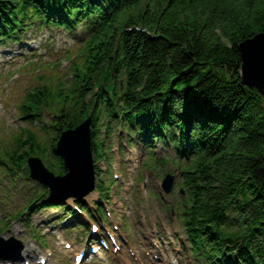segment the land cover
<instances>
[{"label":"trees","instance_id":"trees-1","mask_svg":"<svg viewBox=\"0 0 264 264\" xmlns=\"http://www.w3.org/2000/svg\"><path fill=\"white\" fill-rule=\"evenodd\" d=\"M35 20L80 30L79 65L72 82L29 93L21 119L39 125L54 111L56 138L94 107V153L114 127L172 148L166 161L150 151L151 162L178 168L195 261L264 264V94L243 84L239 52L264 34V0H0V38ZM24 136L25 158L6 154L10 165L48 153Z\"/></svg>","mask_w":264,"mask_h":264},{"label":"rangeland","instance_id":"rangeland-1","mask_svg":"<svg viewBox=\"0 0 264 264\" xmlns=\"http://www.w3.org/2000/svg\"><path fill=\"white\" fill-rule=\"evenodd\" d=\"M37 27L39 28L38 24L35 29L23 35L22 37L25 38L20 42L0 45V58L13 60L8 64H0V153L2 156L10 148L15 150L16 138L24 136L26 129H32L27 125V120L18 119L23 96L29 90L49 85L55 87L68 80L71 70L72 63L62 61L60 57L67 49L64 45L68 41L64 39V36L69 35L75 38L76 34H67L55 29L47 32L40 28L37 30ZM34 37L37 38L36 41H32ZM48 37L53 40H50L43 48L47 51L40 52L38 55L40 59L35 65L30 66L26 57L22 58V54L27 51L25 46L31 42L30 45L39 47L41 40ZM50 120V113L45 112L43 122L48 124ZM37 129L36 133L40 136L41 131ZM116 135L117 137L113 134L109 139L103 133L99 139V143H105L108 158L97 165L100 170L98 178L102 176L105 183L109 185L112 183L113 175L119 178L117 185L108 188L111 193L110 201L100 202L108 223H102L97 209L93 208L94 201H100L97 191L92 194V198H85L87 204L91 206V213H82L78 219L81 222H88L89 226L91 223H96L99 227H103L102 234L108 231L122 239L119 240L118 253H113L110 248L107 253L101 254L103 261H99L98 264H191L182 255L185 235L176 212L177 204L182 203V196L175 184L179 178L176 172L177 167L170 164L164 170L147 169L143 164L149 153L146 148L141 147L140 150L135 145L126 147V144L118 139V134ZM40 138L47 140L49 135L44 134ZM156 145V155L167 156L166 151L157 141ZM22 153L20 149L18 155ZM46 165L48 166V163ZM18 174L20 171H17ZM22 174L25 175V173ZM166 174L175 176L174 187L172 186L170 193H167V197L159 188V183ZM15 176H10L5 167H0V237L6 241L12 238L20 241L25 248L24 251L27 250L25 255L29 253L35 263L40 264V260L44 259L47 264H73L74 254L78 253V248L81 249L89 237L88 228L83 227L78 230L79 221L66 226L62 225L69 222L68 220L63 224H56L55 222L68 215L67 210L60 211L58 208L38 211L34 208L27 212H31L28 222L26 221L28 215L19 217V212L26 209L31 199L42 191L36 182L24 176L15 179ZM73 203L69 200L67 206L75 209V203ZM90 214L97 219L90 217ZM49 224H55L54 230L64 231L61 233L62 239L56 237L51 229L49 231ZM115 225L119 228L117 233L114 232ZM12 231L16 232L12 233ZM161 232L164 235H159ZM42 233L52 234V236L45 239ZM42 239H45L46 244L42 243ZM61 243L75 244V253L66 252ZM4 256L7 257L8 254ZM25 260L28 264L27 257Z\"/></svg>","mask_w":264,"mask_h":264},{"label":"water","instance_id":"water-1","mask_svg":"<svg viewBox=\"0 0 264 264\" xmlns=\"http://www.w3.org/2000/svg\"><path fill=\"white\" fill-rule=\"evenodd\" d=\"M239 52L242 60L241 78L243 84L257 88L264 94V34L255 36L239 45ZM90 127L91 120H88L75 130L61 134L58 144L59 155L66 160V166L70 173L62 179V184L67 187H58L54 178L43 180L37 173V168H42L40 162L29 164L34 170L35 179H38L52 190V199L65 200L68 197L82 198L94 188V169L90 150ZM173 178L167 177L164 181V188L170 192ZM85 191L77 192L84 188Z\"/></svg>","mask_w":264,"mask_h":264},{"label":"bare ground","instance_id":"bare-ground-1","mask_svg":"<svg viewBox=\"0 0 264 264\" xmlns=\"http://www.w3.org/2000/svg\"><path fill=\"white\" fill-rule=\"evenodd\" d=\"M16 231H12V233H15Z\"/></svg>","mask_w":264,"mask_h":264}]
</instances>
